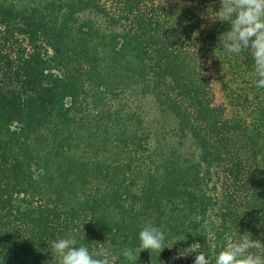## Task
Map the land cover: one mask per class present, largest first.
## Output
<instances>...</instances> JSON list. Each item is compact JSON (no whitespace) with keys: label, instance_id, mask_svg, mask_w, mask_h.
<instances>
[{"label":"trees","instance_id":"1","mask_svg":"<svg viewBox=\"0 0 264 264\" xmlns=\"http://www.w3.org/2000/svg\"><path fill=\"white\" fill-rule=\"evenodd\" d=\"M219 9L0 0V264H59L51 242L70 235L112 264L264 242V88L250 50L220 45ZM149 222L160 255L140 252Z\"/></svg>","mask_w":264,"mask_h":264},{"label":"clouds","instance_id":"2","mask_svg":"<svg viewBox=\"0 0 264 264\" xmlns=\"http://www.w3.org/2000/svg\"><path fill=\"white\" fill-rule=\"evenodd\" d=\"M216 13L218 21L230 25V30L219 36L220 45L229 54L250 50L257 77L256 86L264 88V0H220V9ZM195 219L199 220V217ZM166 238L162 228L150 222L144 224L139 232L140 252L150 250L160 255L165 248ZM226 239L229 242L216 256L214 264H264V242L246 236L238 242H232L230 237ZM184 240L180 238L175 243ZM50 247L54 261L58 258L59 264H112L108 250L103 247L90 250L71 235L53 240ZM199 247V243H193L181 249L176 258L196 252L194 264H211L209 258L198 251ZM252 249L260 251L253 252ZM121 254L130 264H136L137 256L133 249L125 248Z\"/></svg>","mask_w":264,"mask_h":264}]
</instances>
